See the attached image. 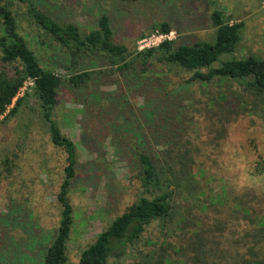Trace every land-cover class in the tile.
Listing matches in <instances>:
<instances>
[{"label": "trees", "instance_id": "16d2710c", "mask_svg": "<svg viewBox=\"0 0 264 264\" xmlns=\"http://www.w3.org/2000/svg\"><path fill=\"white\" fill-rule=\"evenodd\" d=\"M142 1L115 3L116 13L136 15L137 3ZM23 2L26 11L22 16L37 32V43L55 59L59 56L60 62L62 58V64L56 59L54 67L64 72L42 66L30 42L21 34L20 15L12 3L0 0V127L29 108L38 116L52 147L64 152L66 161L57 192L59 226L49 247L41 255L38 250L35 252L37 264H122L129 257L132 264H207L204 257L194 258L191 250L196 253L206 247L208 240L214 243L216 237L211 230L205 231L204 225L191 235L200 218H190L191 206L184 207L180 200L195 203L205 195L195 168L201 165L204 170L207 162L211 164L213 154L221 155L222 142L239 117L253 114L264 121V57L231 59L213 67L222 56L236 51L243 40L245 24L233 23L225 13L216 11L210 17L215 42L179 44L165 40L158 47L140 50L116 38L109 12H102L95 29L86 32L76 23L58 21L36 0ZM149 30L161 35L174 32L168 22L152 24ZM147 35L142 33L137 40ZM177 77L180 82L173 83L172 79ZM216 80L238 82L243 87L238 100L247 101L246 106H233L222 97L194 101L186 92L195 84L209 85ZM29 81L33 83L31 93L18 98ZM63 87L83 106L82 135L89 137L88 143L82 140L85 150L94 154L98 141L103 146L119 138V147H113L114 156L127 164L139 192L136 200L81 250L76 262L70 259L68 251L75 226L71 191L80 155L77 145L63 133L55 118ZM107 87L115 89L104 91ZM120 97L124 108L115 107ZM137 97L144 98L141 106L132 103V98ZM31 100L36 107H30ZM101 102L108 105L99 110ZM197 117L203 118L206 126L196 131L190 124ZM254 163L257 172H264L263 163ZM2 179L0 172V185ZM18 210L16 206L15 211ZM150 229L158 240L146 236ZM170 232L180 239L181 247L172 245ZM161 238L163 243L159 242ZM142 241L150 244V249H138ZM253 264H264V259Z\"/></svg>", "mask_w": 264, "mask_h": 264}, {"label": "rangeland", "instance_id": "374dc122", "mask_svg": "<svg viewBox=\"0 0 264 264\" xmlns=\"http://www.w3.org/2000/svg\"><path fill=\"white\" fill-rule=\"evenodd\" d=\"M6 1L12 3L20 15L21 34L30 42L42 66L63 74L55 68L59 56L55 59L39 46L37 32L22 16L26 11L23 0ZM122 1L135 3L139 0H36V3L58 21L76 23L86 32L95 29L102 12H109L113 17L116 38L128 46L136 45L138 49L145 45L141 44L145 39H152L153 47L160 45L156 39L160 34L157 31L150 33L149 28L162 22L172 25L174 32L168 37L179 44L213 43L216 34L211 28L210 17L219 11L233 23L242 22L245 27L243 40L236 51L222 56L213 67L231 59L264 57V0H157L156 3L143 0L137 3L136 15L120 16L116 13L115 3L119 5ZM142 33L148 35L137 40ZM172 80L173 83L180 82L179 77ZM32 86V82L26 83L18 98L31 93ZM114 89L107 87L104 91L112 92ZM187 91L194 101L208 102L211 98L222 97L236 107L247 104V101L238 100L243 87L231 80H216L209 85L195 84ZM16 101L17 98L13 105ZM143 102L144 98H132L134 105L141 106ZM115 103H118L115 107L124 108L121 97ZM107 105L101 102L97 107L100 110ZM30 107H36L34 100H31ZM82 109L79 100L63 87L55 118L63 133L77 145L80 155L71 191L75 226L68 255L74 262L79 259L81 250L94 242L139 195L127 164L114 156L113 147H119V138L103 146L98 141L94 154L85 150L82 140L88 143L89 137L86 139L82 135ZM37 117L29 108H24L18 118L0 127V172L3 174L0 185V264H20V261H24L22 264H37L38 255L49 247L59 226L57 192L66 165L65 154L52 147L49 135ZM190 125L197 131L200 126H206V121L197 117ZM229 130V137L222 142L221 155L213 154L209 160L214 167L207 162L204 170L201 165L195 168L205 195L199 198V202H180L184 207L191 206L188 207L190 218L195 219L192 215L200 218L191 235L204 225L205 231L211 230L216 237L214 243L208 240L206 247L196 253L191 250L194 258L204 257L207 264H253L264 259V172H257L254 163L264 164V121L253 114L241 116ZM196 134L198 132L194 136ZM16 206L18 211H15ZM223 228L224 233L219 234ZM150 230L146 236L158 240L159 237ZM173 235L168 233L170 242L176 248L181 247L180 239ZM163 240L161 238L159 242L163 243ZM185 245L190 246L189 242ZM150 247L142 241L138 249L148 250ZM36 251L38 255L34 256ZM27 257H32V261ZM132 263L131 257L122 262Z\"/></svg>", "mask_w": 264, "mask_h": 264}, {"label": "built area", "instance_id": "2783aa9c", "mask_svg": "<svg viewBox=\"0 0 264 264\" xmlns=\"http://www.w3.org/2000/svg\"><path fill=\"white\" fill-rule=\"evenodd\" d=\"M171 34H172V33H171ZM168 36H170V34H169V35H161V34H160V36L156 37V39H157V41L161 44V43H162L163 41H165V40H171V39H169ZM141 44H145L144 46H142V47L140 48L141 50H143V49L153 48V46H155V45L152 46V39H145L144 41H142Z\"/></svg>", "mask_w": 264, "mask_h": 264}]
</instances>
